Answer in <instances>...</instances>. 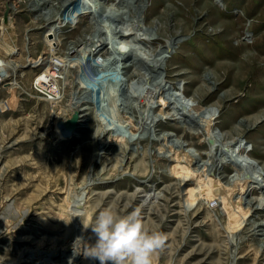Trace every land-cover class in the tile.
I'll list each match as a JSON object with an SVG mask.
<instances>
[{"label":"rangeland","instance_id":"rangeland-1","mask_svg":"<svg viewBox=\"0 0 264 264\" xmlns=\"http://www.w3.org/2000/svg\"><path fill=\"white\" fill-rule=\"evenodd\" d=\"M8 2L13 7L9 11L19 45V53L13 57L18 73L12 79L23 85L25 94L21 95L23 100H19L20 92L11 93L6 85L0 90V105L18 99L15 107L0 108V259L17 260L26 250L73 249V245L82 244L81 259L71 264H99L98 260L85 256L96 236L91 226L85 228L84 223H91L99 210L111 206L120 214L139 210L146 224L165 234V247L154 254L153 264H264L261 235H252L248 230L250 225L247 224L244 234L239 236L242 248L237 255L231 245L237 236L224 228L225 218H228L225 204L231 203L230 213L235 214L246 206L235 202V195H230L225 182L233 174L249 176L245 165L237 172L236 161H233L239 157L235 155L240 154L235 152L232 156V147L228 144L233 142L238 146L243 138L252 149L249 154L253 161L260 167L264 165V0H156L155 4L151 0L149 9L153 8L154 14L162 13L167 4H175L174 9H169L172 13H164L163 21L170 32L167 29L163 37L172 33L184 36V42L175 46L168 72L169 77L176 78L173 87L178 88L181 95L167 112L173 114L178 104L192 102L194 96L204 107L219 108L221 115L217 120L220 121L214 124L213 130L221 134L222 143H219L230 154L220 156V162H224L221 177L213 172L208 178L204 177L206 183L201 178L191 185L202 194H197L191 210L185 206L189 199L182 193L185 185L180 186L170 175L172 162L156 156L158 145L146 140L139 144L138 151L126 153V143L115 130L105 136L99 131L96 112L98 106L104 104L102 98L106 90L84 94L89 100L91 97L101 103L98 105L93 100L91 105L81 104V107L91 106L92 109L87 110L89 114L77 119L71 136L59 137V126L73 115L69 106L70 90L57 105L33 99L32 94V83L43 69L42 61L48 58V46L43 41L48 26L35 22L28 7L30 0H0L1 57L8 56L6 49L11 42L3 25ZM99 15L96 13L95 18L102 23L97 19ZM60 16L59 22L64 26L68 13H60ZM156 18L157 15H153L146 21L149 23H144L149 32L153 31L150 22H156ZM83 21L88 19L83 17L76 27H66L65 31H73L64 33L61 39L89 36L87 31L82 32ZM247 31L252 32L250 40L245 38ZM118 41L124 43L121 38ZM131 44L135 41L131 40ZM117 63L122 64L120 60ZM107 64L115 65L110 61ZM133 71L135 68L131 73ZM126 76L129 77L130 72ZM130 80L131 84L137 81L136 78ZM176 114V119L163 121L158 131H171L177 134L176 138L183 137L196 152L207 151L210 142L197 130L186 133L182 118ZM123 133L130 135L128 130ZM107 140L109 144L100 156L102 141ZM261 177L259 184L264 187V175ZM256 190L250 197L262 202L264 189ZM217 193L226 202L219 205L213 200L208 204L210 197L219 196ZM258 203L254 202L251 207L261 206ZM258 211L249 214L248 222L264 221V209ZM240 218L239 215L235 220ZM42 263L46 264V260L35 259L29 264Z\"/></svg>","mask_w":264,"mask_h":264},{"label":"bare ground","instance_id":"bare-ground-1","mask_svg":"<svg viewBox=\"0 0 264 264\" xmlns=\"http://www.w3.org/2000/svg\"><path fill=\"white\" fill-rule=\"evenodd\" d=\"M152 1L155 4L156 0ZM150 4L151 0H30L28 7L31 8V12L34 14L35 22H42L46 27L48 26V30L43 34V41L48 46V58L42 61V64H44L43 69L38 71L35 77L36 80L32 83L34 89L33 93L31 92L33 99L38 98L43 102L46 101L57 105L66 98V91L70 90L69 106L73 115L75 113L78 114L77 119H79L89 114L87 110L92 109L88 105L81 107V104L87 102V104L91 105L94 100L91 97L89 100L84 94L91 93L92 90L94 93L106 90L107 92H104L105 94L102 98L104 104L99 105L101 101L94 100L99 105L96 112L98 115L96 116L98 117L97 120L100 122L99 131L105 136L111 130H115L124 139L123 142L126 143V153L131 152V150H134V152L138 151L139 144L146 140L158 145L155 150L156 156L170 160L172 162L170 175L179 181L180 186L182 184L185 185L182 193L183 196L189 198L187 203H185L187 209L194 207L198 199L197 194H200L198 189L191 185H194V182H199L201 178L210 176L213 172L220 176L222 173L221 168L224 164L223 161L220 162V156L223 154L228 157L230 154L234 156V153L238 152L240 155L235 156L239 157L233 161L234 163L236 161L237 172H241V166L245 165L249 168V171L246 172L249 176L242 177L233 174L227 178L225 183L226 188L231 191L230 195L233 197L235 195V202L239 206H244V204L246 206L244 210L241 209L239 214H235L230 213L232 209L231 203L229 205L225 204L224 210L227 211L226 216L228 218L224 215L226 217L225 222L223 221L225 224L224 228L228 233L235 235L234 237L237 236L236 242L231 244L232 247L234 246L233 253L235 255L240 252L242 241L239 236L243 233L247 224L250 225L248 230L252 231V235H261L262 244L260 246L264 248V221L257 222L255 220L248 222L249 214L253 215L255 212H259L260 208L264 209V194L262 202L250 197L252 192L257 191L256 188L264 189L262 183L259 184V177L262 176L261 178H263L264 175V165L260 167L253 161L249 154L252 149L248 147V142L243 140V138L240 142L238 141V146L234 145L235 143L233 142L227 143L228 146L232 147L230 154L229 151L227 152L222 147L223 145L219 143L221 134L217 135L213 130L214 124L220 121L217 120L218 116L221 115L219 108L204 107L197 100L198 98L196 99V96H194L192 102L182 101L180 105L178 104L173 114L167 112V110L172 108L170 105L174 100L181 95L177 91L178 88L173 87L176 78L169 77L168 72L170 69L169 60L176 48L175 46L184 42V36L179 33H172L166 38L163 37V32L169 28L164 23L163 16L165 12L170 11L169 9H174V2L167 4V8L163 9L162 13L156 14H154L153 8L152 10L149 9ZM8 6L11 11L13 7L9 2ZM10 11L7 20L3 24L11 42L8 43V48L6 49L8 56H0V90L1 87L6 85L11 93H14V91L20 92L21 97V95L25 94L23 92L24 87L20 82L18 83L12 79V76L18 73V68L13 63V57L19 53V45L14 19ZM65 12L68 13V17L65 19L64 26H62L63 23L60 24L59 22L61 20L60 13ZM94 12L100 14V18L98 16L97 19L102 20V23L96 20V13ZM172 12L170 11V13ZM102 15L103 17H101ZM153 15H157L158 20H154L156 22L153 23L150 22L153 31L149 32L146 29L147 27H144V23ZM83 17L84 19L87 18L88 21H83L85 27L82 32L86 33L87 31L89 36L75 39H71L72 37L68 36L61 39L64 33L73 31H65L66 27L68 29L69 27H76V24L82 22ZM146 23H149V21ZM128 31H131V33L127 36ZM247 36L249 34H246L245 38ZM120 38L123 39L124 43L118 41ZM131 40L132 42L135 41L134 45H130ZM113 56L114 58H112ZM116 58L122 64H118L119 60H115ZM109 61L110 64L115 65L113 67L108 66L109 63L107 64V62ZM127 62L132 65H127ZM132 68H135L136 71L131 73ZM129 72L130 76L127 77L126 75H129ZM131 78H136V83L131 84ZM17 100L5 102L0 105V108L6 105L14 106ZM19 100H23V98L21 97ZM175 113L182 118V127L185 128L184 131H187L186 133L191 132V130H197L198 133L204 135L207 143L210 142V147L207 151L196 152L197 150L189 148V145H193L187 143L183 137L176 138L177 134L171 131L164 133L158 131L157 127L163 121L166 122L167 119L177 118L174 116ZM66 123L67 121L58 128L59 137L61 138L62 136L69 137L73 133L72 131L71 134H68ZM142 126L144 127L142 128ZM177 127L182 128L181 126ZM123 130H128L130 135H126V132L123 133ZM205 140L203 141L206 142ZM102 143L100 152H98L100 156L106 150L105 147L109 144V140L102 141ZM113 143L115 142L113 141ZM151 154L153 155V152ZM115 176L118 175L116 174ZM205 179L204 182L206 183ZM221 181L219 184H221ZM201 184L204 185L203 183ZM220 194L222 193L220 192ZM220 194L217 193L219 196L210 197L208 204L213 200L218 201L219 205L221 203L224 204L226 201ZM257 201H259L261 206H256L253 209L251 206ZM77 206L80 205L78 204ZM252 209L253 212L251 213ZM239 215L241 218L235 220V217L237 218ZM25 237H23L24 240H28L26 239L28 237ZM81 245H73V249L69 247V249L53 248L49 249L50 251H41L40 248L35 251L26 250L17 260L0 259V264H29L35 259H45L46 264H71L81 259L80 255L83 253Z\"/></svg>","mask_w":264,"mask_h":264},{"label":"clouds","instance_id":"clouds-1","mask_svg":"<svg viewBox=\"0 0 264 264\" xmlns=\"http://www.w3.org/2000/svg\"><path fill=\"white\" fill-rule=\"evenodd\" d=\"M84 226H91L96 236L85 256L99 264H153L154 254L165 247L167 239L163 232L143 221L139 210L120 214L114 207L106 206Z\"/></svg>","mask_w":264,"mask_h":264},{"label":"water","instance_id":"water-1","mask_svg":"<svg viewBox=\"0 0 264 264\" xmlns=\"http://www.w3.org/2000/svg\"><path fill=\"white\" fill-rule=\"evenodd\" d=\"M9 10H10L9 6H7L5 13H4V21H6L9 16ZM77 117H78V114L75 113L73 117L67 121L66 131L68 132V134H71L72 131L75 129Z\"/></svg>","mask_w":264,"mask_h":264},{"label":"built area","instance_id":"built-area-1","mask_svg":"<svg viewBox=\"0 0 264 264\" xmlns=\"http://www.w3.org/2000/svg\"><path fill=\"white\" fill-rule=\"evenodd\" d=\"M246 34H249V36L246 37L247 40H250L251 36H253L251 31H247Z\"/></svg>","mask_w":264,"mask_h":264}]
</instances>
